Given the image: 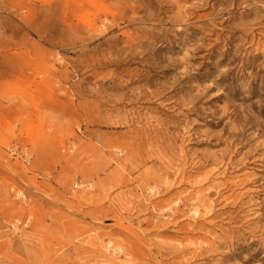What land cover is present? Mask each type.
<instances>
[{"label": "rangeland", "instance_id": "rangeland-1", "mask_svg": "<svg viewBox=\"0 0 264 264\" xmlns=\"http://www.w3.org/2000/svg\"><path fill=\"white\" fill-rule=\"evenodd\" d=\"M0 264H264V0H0Z\"/></svg>", "mask_w": 264, "mask_h": 264}, {"label": "built area", "instance_id": "built-area-1", "mask_svg": "<svg viewBox=\"0 0 264 264\" xmlns=\"http://www.w3.org/2000/svg\"><path fill=\"white\" fill-rule=\"evenodd\" d=\"M9 154L12 156L13 159L21 160L24 163H28L29 152L28 148L26 147L14 146L10 148ZM17 225H27V221H25L24 223H18Z\"/></svg>", "mask_w": 264, "mask_h": 264}, {"label": "bare ground", "instance_id": "bare-ground-1", "mask_svg": "<svg viewBox=\"0 0 264 264\" xmlns=\"http://www.w3.org/2000/svg\"><path fill=\"white\" fill-rule=\"evenodd\" d=\"M19 196H21V194ZM195 209L196 211H194V214L199 216L200 208L196 207Z\"/></svg>", "mask_w": 264, "mask_h": 264}]
</instances>
